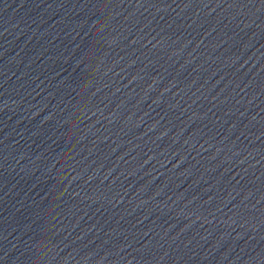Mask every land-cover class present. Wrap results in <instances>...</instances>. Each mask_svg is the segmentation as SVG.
<instances>
[{
  "label": "water",
  "instance_id": "obj_1",
  "mask_svg": "<svg viewBox=\"0 0 264 264\" xmlns=\"http://www.w3.org/2000/svg\"><path fill=\"white\" fill-rule=\"evenodd\" d=\"M0 264H264V0H0Z\"/></svg>",
  "mask_w": 264,
  "mask_h": 264
}]
</instances>
